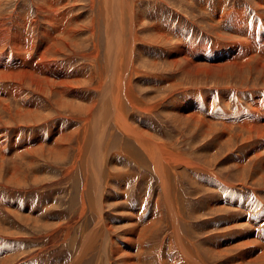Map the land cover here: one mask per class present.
<instances>
[{
    "label": "rangeland",
    "instance_id": "rangeland-1",
    "mask_svg": "<svg viewBox=\"0 0 264 264\" xmlns=\"http://www.w3.org/2000/svg\"><path fill=\"white\" fill-rule=\"evenodd\" d=\"M94 1L73 0L69 3H74L73 5L66 4L64 6L71 11L68 14L70 18H73L74 26L77 29L75 30L76 35L67 36L59 33L58 36L62 41L52 47L54 51L52 58L57 60L60 65L71 71L86 70V76L83 74L74 83L75 97L79 99L80 96H86L85 94L89 96V93L95 98L100 97L101 91L99 92L95 89V86L106 75L105 27L98 20L99 13L97 12V7L94 6ZM218 1L123 0V12H125L123 31L125 32L126 46L129 40L128 31L130 30L128 26L130 19L127 16L128 13H126V10L130 11L128 8L131 9L130 15L139 24L137 29L138 38L135 41L134 48L135 64H133L135 67L132 69L131 74V79L133 80L131 87L139 108L131 107L124 101L123 95L121 99L124 103L122 102L121 105L123 110L126 109L124 114L129 123L138 126L144 131L146 130L147 134L152 133L151 136L155 139L165 138L163 140L168 141L170 144H176L175 147L179 148L177 151L180 152L179 150H181L182 155L189 156L192 163L198 167L178 168L175 170L176 176L170 180V196L173 198L178 210L177 215L179 214V221L177 220L175 224L180 228L182 235L185 238H189L187 240L190 241L191 250L195 248L196 250L193 249L192 251L199 253L203 261L204 259L206 260L205 255L207 253L208 264H239L235 261V255L242 248L233 247L226 249L224 252L221 251L223 254H215L216 244L220 242V245H223L222 248H224L225 244L234 243V237L241 234L238 229L241 227L237 228L234 223L239 218H242L244 222L253 217L254 220L245 225V228H250L251 231L261 230L264 233V219H257L264 213V179L258 180L262 161L260 158L251 161L243 172L236 169V163L239 161L237 160L238 155H241L245 162L248 161L249 159L245 152L253 143L251 145L250 143H243V140H239L236 137L232 140L233 142L225 144L220 141L219 134H214L213 138L206 140L202 137L201 130H192L190 128V123H186V128L181 125L184 123L181 122L182 120L178 121L179 124H177L178 122L175 121L174 117L181 114L176 112L178 109H176V106L174 107V103L179 105L178 103L181 99L193 94H195L193 96L200 97V99L209 96L216 103L213 111L216 116L218 113L216 114L215 110L220 109V107L235 110L241 105L248 112L251 111L253 106L252 98L255 96L247 92L246 98L245 95L241 97L239 92L238 95L236 92L233 93V91L228 92L227 88H232L233 82H231V86L227 87L224 84L215 86L210 84V82H200V87L192 85L193 82L185 81L182 78L184 74L182 75L179 72L181 65L169 67L168 49L170 50L172 46H176L178 37L174 34L172 35V38L174 37V39H171L172 41L158 44L150 38L153 32L150 29V24L164 22L169 25L173 24V27L179 26L178 28L185 32L183 40L187 37L188 41L191 39V43L192 41L198 42L201 40L207 41L209 44H214L218 40L234 41V39H230V26L227 22L222 23L218 28L210 25V20L205 17H210ZM225 2L228 4H226V8H230L233 5H243L247 8L250 17L255 23H262L261 16L264 15V10H258L253 0H225ZM38 3L39 0H0V17L5 16L7 18L5 19L7 28L21 30L22 21L26 20L25 30L29 47L38 45L35 43H39L44 39L42 31L44 27L48 26L45 17L38 11ZM201 4L207 6V13L200 9L202 8ZM64 7L62 6V8ZM75 14L78 18H75ZM77 23L81 28L78 29ZM28 53H31V51ZM92 56L95 57L93 58ZM150 68L152 69L151 71ZM165 71L166 73L164 74ZM100 73H102L101 76ZM151 76L176 78L178 83L181 78L180 82L184 83L187 90L170 88V81L158 86L153 85V80L150 79ZM87 79L91 80L88 81ZM261 84L262 82L256 80L254 75V78L245 83L244 87H249V90L255 91L259 89L260 91L262 89L254 88V85L261 86ZM188 85H192V87ZM234 85L239 87L241 82L236 81ZM156 86L157 90H155ZM24 90L25 95L19 101L14 102L10 96L13 110L17 107H22L26 100L34 102L35 106L32 109L36 108V112L43 121L35 123L29 129V125H20L22 133H20V136L15 128H7L9 138L13 137V139H16L19 136L18 140H22L24 134L27 136L28 133V136H30L36 128L46 133L56 123H60L61 127L65 126L62 128L66 129L67 133L79 131L83 121L78 118L85 116V113L77 112V108L84 111L85 108L83 104H79V100L74 98L73 95L64 97L63 102H60L58 96L40 94L29 86H24ZM164 94L168 96H164ZM257 95L262 96L258 97V99L264 98V92ZM224 96L228 99V102H231L227 104L228 107L223 105V102H225ZM84 100H88L87 97ZM155 104L157 106L151 111L144 110L145 105ZM206 104L204 103L208 108L205 114L210 116V101L208 100V104ZM70 105H73V107H70ZM199 106L197 104L194 110L198 112ZM262 109H264L263 105ZM184 115L189 116V114ZM184 115L182 114L183 118H185ZM215 116H213L214 120L219 118V116ZM97 121L94 125L96 130L99 128V122ZM217 122H219L220 126H223L220 121ZM13 124L19 125L17 122H13ZM111 124L104 140L105 143L103 141L105 163L103 165L104 177H101V182L104 187V219L106 225L111 227L110 235L114 238L113 242L125 249L124 237L129 224H131L128 216L131 212H134L137 219L139 218L144 225L151 220H155V225L147 230L148 237L145 240L143 250L141 249L142 253L145 254L144 263L173 264L172 255L179 251L176 243L179 236L172 231L175 225L170 220L165 201L166 196L161 189L160 177L157 176L148 163L141 162L140 157L147 156L142 150L141 152L137 150V144L128 140L126 136L117 131L114 127L115 123ZM178 125H181L182 128L180 129ZM111 128L114 129L115 134L110 132ZM101 130H97L96 133L98 131L101 132ZM235 131L237 133V126ZM75 136L76 133L73 137ZM75 139H72L73 146L71 148H74L70 149L71 155L65 161L61 160L59 153L49 151L46 147L43 153L35 157L36 159H31V156L28 155V158H17L16 162V155L13 154L14 157L12 155L11 159L6 161V163L11 162V165L17 167L9 175L4 171L0 172V264H72L77 251L82 243L85 242L84 237L87 236L91 237L90 242H88L87 249L82 253L87 251V253H90V258L85 264H94L96 253L101 251L102 234L105 231L104 229L101 231V228L94 230L97 217L92 210L90 200H88L87 196L84 201L81 200L82 191L85 189V174L82 163H78V167L76 166V169L72 170V163L76 153L75 141L77 139ZM109 142L110 145L107 144ZM91 143H93L90 144L91 157L95 158L93 150L94 143H97L96 138L94 139L93 137ZM126 143L130 146L126 147ZM32 146L34 147L35 144L32 143ZM132 146L134 147L132 148ZM21 147L20 143L19 149ZM48 156L54 159L48 158ZM30 159L35 160L33 166H30ZM214 173L222 181L216 179ZM8 176L9 180L6 179ZM10 177L11 179L13 178V181H11ZM89 186L91 184L88 185V188ZM221 200L223 202L219 203ZM83 203H86L84 211L82 208ZM250 206L252 208H249ZM259 223H261L260 227H258ZM96 232L99 235L95 234ZM133 252H139L138 246H135ZM106 253H109L108 250ZM114 259L112 258V264H122L118 259Z\"/></svg>",
    "mask_w": 264,
    "mask_h": 264
},
{
    "label": "bare ground",
    "instance_id": "bare-ground-1",
    "mask_svg": "<svg viewBox=\"0 0 264 264\" xmlns=\"http://www.w3.org/2000/svg\"><path fill=\"white\" fill-rule=\"evenodd\" d=\"M71 1L73 0H39V3L37 4L38 11L41 12L45 17V21H47L46 23L48 26L44 27L43 31L41 30L44 39L39 42L41 43L40 45L39 43H35L38 44L36 46L31 45L29 47V44L27 43L28 36L25 30L27 25L26 20L24 22L22 21L23 24L20 28L21 30H13L7 28L5 24V19L7 18L5 16L0 17V172L4 171L9 175L10 172L17 167L11 165V162L6 163L8 159H11L10 157H12L13 154L16 155V162L17 158H28V155L31 156V159H34L35 157L39 156L40 153L45 151V147L49 151L59 153L61 160L65 161L66 158H69L71 155L70 149L74 148H71V146H73L72 139L76 138L77 140L75 139V142L77 147L75 146L76 153L74 155V162L72 163V170L76 169L78 163H82L85 174V189L83 188L84 191H82L81 200L84 201L86 196L88 200H90L89 202L93 208L91 209L97 217L94 230L101 228V231H103V229L105 231V233L102 234L103 239L100 248L101 251L96 253L94 264H112V258L118 259L122 264H145L143 261L145 259V254L142 253V248L144 247L145 240L148 237L147 230L155 225V220L150 221L153 223L148 222L144 225L140 222L139 218L137 219L134 212H131L129 216L127 215L131 224H129V227L125 233L124 249L121 245L117 243L114 244V238H112L113 236L110 235L111 227H109L110 225H106L104 219V187L102 186L101 182V177H104L103 165L105 163L103 141L106 138V134L109 131L110 125H112L111 123H115L114 127L116 130L126 136L128 140H131L137 144V150L139 152L142 150L146 154L147 157H140L141 162L148 163L157 176L160 177L162 183L161 189L164 191L166 196L165 201L170 214V220H172V223L175 225L172 231L175 235L179 236V239L176 242L179 251L177 250L178 253L172 255L173 264H208L207 253L205 255L206 260L204 259L203 261L199 253L192 251L193 249L196 250L195 248L191 250L190 241L187 240L188 237L185 238L182 235L180 228L175 224L177 220L179 221V214L177 215L178 210L176 209L175 203L173 202V198L170 196V180L172 177L176 176L177 173L175 170L178 168L198 167L192 163V160L189 158V156L182 155L181 150H179L180 152L177 151L179 148L175 147L176 144H170L168 141L163 140L165 138L155 139L151 136L152 133L147 134L146 130L145 132L138 126L129 123L125 117L126 115L124 114L126 107L124 108L125 110H123V106L121 105L123 102L121 96L123 95L125 99L124 101L127 102L131 107H138L137 101L134 98L133 89L131 87L133 81L131 79V74L132 69L135 67L134 48L136 44L135 41L138 38V22L130 15L131 9L128 8L130 11L128 12L126 10V13H128L127 16H129L130 19V21H128L130 30L128 31L129 40L128 45L126 46L124 36L125 32L123 31L125 13L123 12V0L94 1V6L97 7V12L99 13L98 20L99 22L103 23L105 27L104 38L106 45V75L105 78L100 80L95 86V89H97L99 92L101 91L99 95L100 97L95 98V96H91L92 94L89 93V96L85 94L86 96H80L79 99L75 97L76 90L74 83L75 80H78V78L83 76V74L86 76V70H80L79 72L71 71L60 65L57 60L52 58L54 53L52 47L58 42L62 41L58 36L59 33L67 36L76 35L75 30L77 29L74 26L73 18H70V15L68 14V12L70 13L71 11H69L70 9L64 7ZM253 3L258 10H264V0H253ZM73 4L74 3L69 5ZM226 4L227 3L225 0H219L210 17L204 16L210 20V25L216 26L218 28L222 23L227 22L230 26V39H234L232 42L218 40L214 44H209V42L201 40L198 42L192 41L191 43V39L189 42L187 37V39H184L186 40L184 42L183 34H185V32H182V30L178 28L179 26L173 27V24L169 25L165 24L164 22H158L153 25L150 24V29L153 31L150 38L158 44L172 41L171 39H174V37L172 38V35L174 34L178 37L176 46L174 45L172 46V49H168V59L170 61L169 67L172 68L181 65L182 67L179 69V72L182 75L184 74L182 78L185 79V81L193 82L192 85H197V87H200V82H210V84H214L215 86H221L224 84L226 85L225 87H227L231 86V82H233V87L227 88L228 92L233 91V93L236 92L237 95L239 92L241 97L245 95L246 98L247 92H250L253 96H255L252 98L253 106L251 111L248 112L247 109L243 108L241 105L235 110L220 107V109L215 110V113H218L216 116H219V118L214 120L213 116L215 115L213 114V111L215 109L216 103L211 97L205 96L204 98L200 99V97L193 96L195 94L187 97L181 95L184 98L181 99L180 102L178 100L179 105L174 103V107L176 106V109H178L176 112L181 115L177 116V114V117H174V119L177 122L182 120L181 122L184 123L181 125H184L185 128L187 124L190 123V128H192V130H201V135L206 140L213 138L214 134H219L220 141L222 143L224 142L225 144L230 143L236 137L239 138V140H243V143H250V145L253 143L252 146L245 152L249 159L248 161L245 162L244 158H242L241 155H238L237 160L239 161L236 163V169L243 172V170H245L248 165H250L249 163L251 161L258 160V158H260L262 161L260 163L261 169L260 175L257 177L258 180L264 179V109H262V105L264 106V98L258 99V97L260 98L262 96L257 95L261 92H264V15L261 16L262 23L257 24L250 17L249 11L243 5H233L230 8H226L228 5ZM62 6L64 8H62ZM200 9L207 13L208 8L205 4H203L202 8ZM75 18H78L77 15ZM49 26L50 28H48ZM77 26L78 29L81 28L78 23ZM29 51H31V53H28ZM92 57L94 58L95 56ZM151 70L152 69L150 68V71ZM172 71H174V69H172ZM165 73L166 71L164 74ZM101 74L102 73H100V76ZM254 75L256 80H260L262 82L261 86H258L259 84L254 85V88L262 89L260 91L259 89H256L255 91L252 89L249 90V87H244V84L252 80ZM150 79L153 80V85L158 86L162 85L163 83L166 84L168 81H170V88L181 89L183 91L187 90L184 86V83L182 84V82H180V80H182L181 78L179 83L176 78L151 76ZM236 81H239V83L241 82V86L236 87V84L234 85V82ZM192 85L188 86L192 87ZM24 86H29L31 89L40 94L47 96H58L60 102H63V98L68 95H73L74 98L78 99L79 104H83L85 108V111L77 108V112L85 113V116L78 118L79 120L81 119L83 121V125L79 128V131L67 133V131H65L66 129L62 128L65 126L61 127L60 123H56L53 128L48 130L46 133L41 132L39 128H36L30 136H28L27 133V136L25 134L23 135L22 140H18V137L22 134L20 125H29V129V127L34 126L35 123L43 121V119L36 112V108L32 109V107L35 106L34 102L26 100L24 102L25 104H22V107H17L15 110H13L10 96L14 102L19 101L21 97L25 95ZM157 86L156 89L154 88L155 90H157ZM166 95L164 94V96ZM86 97L88 100H84ZM224 99L225 102H223V105L228 107L227 104H230L231 102H228V99H226L225 96ZM208 100L210 101L211 105V113H209L210 116L205 114L208 107H206L204 103L208 104ZM156 104L145 105L144 110L151 111L157 106ZM197 104L200 105L198 112L194 110V107ZM70 107H73V105H70ZM176 109L174 108V110ZM182 114H189V116L187 115V117L184 115L185 118H183ZM96 121L99 122V128H97V130L102 129L101 132L98 131V133H96L97 130L94 128ZM217 121H220L223 126H220L218 124L219 122ZM13 122H17L19 125H14ZM179 122L177 124H179ZM181 125H178L180 129L182 128ZM236 126L238 127L237 133L235 131ZM7 128H15L19 136L16 139H13V137L9 138ZM145 128L147 129L146 126ZM110 132L115 134L114 129L112 128ZM75 133L76 136L73 137ZM93 137L94 139L96 138L97 142L96 144L94 143L93 150L95 158L91 157L90 149V144H93L91 143ZM19 142L22 146L21 149H19ZM32 143L35 144L34 147L32 146ZM107 144L110 145V142ZM126 145V147L130 146L128 143H126ZM133 147L134 146H132V148ZM48 158L53 157L48 156ZM31 159L29 163L30 166H33L35 160ZM13 164L15 163L13 162ZM214 176L216 179H220L215 173ZM6 179L9 180V176ZM12 179L11 181H13ZM220 180L222 181V179ZM90 184L91 186L88 188V185ZM225 201L227 202L228 200ZM222 202L223 201L221 200L219 203ZM8 204L10 203L8 202ZM82 208L83 211L86 209V203H83ZM249 208L252 207L250 206ZM83 211L81 210V213ZM259 218L264 219V213H262L257 219ZM253 220V217L244 222L242 218L236 219L234 223L237 228L241 227L238 228L241 234H238L234 237V243L225 244L226 246H224V248H222L223 245H220V242L219 244L217 243L215 254H223L221 251L224 252L226 249L228 250L233 247L242 248V250H240L241 252L238 251V249L237 251L239 253H235L236 262L239 264H264L263 231H251L250 228H245V225L252 222ZM260 224L261 223L258 224V227H260ZM93 234L94 233L92 231V235ZM95 234L99 235L97 232ZM90 238L91 237L89 236L84 237L86 243H82L73 259L74 263L72 264H83V261L85 264L88 258H90V253H87L88 251L86 253H82L85 249H87ZM227 241H229V239H227ZM227 241L226 243H228ZM96 243L98 242L96 241ZM135 246H138V253L133 252ZM106 249L109 253H106Z\"/></svg>",
    "mask_w": 264,
    "mask_h": 264
}]
</instances>
